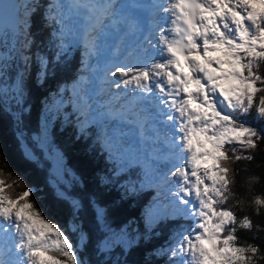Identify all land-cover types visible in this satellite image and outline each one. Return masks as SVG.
Wrapping results in <instances>:
<instances>
[{"label": "snow or ice", "instance_id": "1", "mask_svg": "<svg viewBox=\"0 0 264 264\" xmlns=\"http://www.w3.org/2000/svg\"><path fill=\"white\" fill-rule=\"evenodd\" d=\"M143 6L130 0L116 6V0H72L61 5L57 0H0V114L11 116L17 126L31 114L33 105L26 86V70L33 61L38 70L33 86L45 89L60 72L75 71L73 88L66 81L42 99V111L48 112L53 97L59 106H72L84 119L79 132L100 121L115 122L102 132L101 151L107 174L98 172L101 185L124 188L125 198H134L148 190L159 197L161 184L174 180L168 189L169 210L155 224L181 221L171 233V244L151 249L156 257H167L166 264H257L264 260V247L247 235L253 229L264 232V222L257 224L250 215H264V195L250 196L259 177L250 176L245 189L235 190V161L256 159L264 142V0H154L150 10L163 12L167 19L153 25L155 40L146 37L142 58L135 63L106 62L105 79L116 89H123L125 102L119 106H93L95 83L84 87L82 73L87 60L102 54L108 38L138 28L136 19L125 8ZM68 13L81 15L83 32L72 35ZM40 14L48 31L46 41L36 43L32 34L33 17ZM9 38H11L9 40ZM123 37H121V40ZM69 44L82 46L79 66L73 70ZM55 50L49 57L46 52ZM19 57L23 69L9 77L8 69ZM50 65L52 67L50 68ZM163 117L162 120L158 117ZM252 117L249 122L247 117ZM241 117H245L241 119ZM168 125L163 135L159 124ZM46 124V122H45ZM23 133L18 130L17 139ZM80 136H77L79 139ZM165 150L161 153L159 145ZM25 156L31 158L29 153ZM161 161L171 166L160 171ZM138 166V182L121 180ZM16 187H23L15 192ZM42 189L24 186L23 179L0 170V264H91L77 254L89 244V232L82 220L83 210H95V223L106 233L98 240V253H109L119 245L122 254L139 246L141 238L119 233L106 218V209L93 199L82 201L57 192L68 204L65 227L43 215L32 199ZM37 199H43L37 196ZM79 232L73 244L68 232ZM158 235V234H157ZM149 233L143 239L147 243ZM63 257V259H61ZM113 264H121L119 260Z\"/></svg>", "mask_w": 264, "mask_h": 264}, {"label": "trees", "instance_id": "2", "mask_svg": "<svg viewBox=\"0 0 264 264\" xmlns=\"http://www.w3.org/2000/svg\"><path fill=\"white\" fill-rule=\"evenodd\" d=\"M41 2L46 4L49 0H41ZM57 2L63 1L57 0ZM70 3L72 4L71 1ZM31 31L36 38V43L31 51L36 52L38 46L41 51H44L40 42L46 41L49 30L44 27V21L40 14L33 17ZM5 47L8 45L0 42V49ZM69 48L72 53L69 62L75 70L82 59L83 47L71 45ZM54 51V49L47 51L46 54L51 57ZM51 67L52 65H50ZM18 68H24L19 57L12 62V66L8 69L9 77H15ZM37 70L38 66L34 61L26 70V86L30 91L33 105L31 114L26 116L19 126L13 123L11 116L0 114V170L6 174L11 173L14 177H21L24 186H35L42 189V192L37 193V196H42L43 199H37V196H33L32 199L47 219L58 223L62 228L65 227L69 219L68 204L57 197L55 186L61 188L67 185L70 186V190L66 189V196L80 198L82 201L93 199L101 208L107 210V221L118 233L121 228H125L130 237L139 236L141 238L139 246L132 247L126 254H122L123 249L119 245L112 252L98 253L95 249L96 242L103 239L106 233L97 228L95 210L91 207L87 208L86 205V209L82 211L77 221H83L84 228L89 232L90 237L89 244L83 253L77 252L82 259L91 261V264H113V261L116 260H119L121 264H166L167 257L153 256L150 250L171 244L169 236L181 221L160 222L153 228L152 223L146 221V217H151L152 221L158 218L150 207L152 191H145L134 198H125L124 188L116 185L105 186L99 183L98 172L107 174V169L112 166L106 164L104 157L98 154L102 147L100 137L105 124L91 125L85 129L84 133H80L79 125L84 118L74 111L71 105L59 106L55 97L49 103L50 110L43 112L42 99L56 87V82H68L66 87L70 92L76 74L75 71L64 73L57 69L56 78L50 80L45 89H37L33 86ZM244 118L241 117V119ZM247 119L252 122L251 116ZM42 120L44 123L49 121L50 126L44 127L45 124ZM18 130L23 133L20 140L17 139ZM42 135H48L47 144H44V137L40 143ZM78 135L79 139H77ZM44 145L47 147L44 148ZM260 148L261 150L255 153V160H241L233 163L236 179L234 187L237 193L245 190L242 185H246L249 177L254 175L259 177V182L255 183L248 195H264V142L261 143ZM46 151H49L50 155L55 152L59 154L62 160L63 176L58 177L53 174V160ZM25 153H29L31 158L26 157ZM126 179L138 182L141 179L140 168L136 166L126 176L121 177V180ZM22 190L23 187L15 188V192ZM237 214L250 215L257 224L264 222V215L256 216L250 211L241 213L239 209H237ZM149 233H152V238L146 243L143 238ZM67 234L73 244H77L76 238L79 234L70 231ZM239 234L247 235L250 239L255 236V242L264 247V232L253 229L250 233ZM257 264H264V260H258Z\"/></svg>", "mask_w": 264, "mask_h": 264}, {"label": "rangeland", "instance_id": "3", "mask_svg": "<svg viewBox=\"0 0 264 264\" xmlns=\"http://www.w3.org/2000/svg\"><path fill=\"white\" fill-rule=\"evenodd\" d=\"M69 1L71 0H68L66 2L68 3ZM58 3L66 5L64 1ZM66 23L72 33V35H69V37L67 38L69 41H71L74 38V36H79L80 34H82L83 32L82 26L85 23V21L81 15H77L75 13H68L66 18ZM150 34L152 35L151 38L155 40L156 37L155 30L151 31ZM121 37L125 38L123 34H116L113 37H109L107 41L108 47L106 48V50H104L102 54H98L90 57L87 60V63L89 64L90 67L82 73V75L86 77V83L84 84L85 88H88L92 83H95L97 85L96 95L93 96L91 103L93 104V106L100 105L101 110H103L106 106H119L125 102V97L123 95H117L118 92L122 93L124 90L116 89L115 87H113L110 82L111 78L105 79L106 62L111 61L112 63H135L138 59H141L143 55L142 53H139L138 47H132V50H128V52H126V49L121 48L122 44L126 46V45H130L132 42V38L127 37L122 41V43H120ZM71 45L72 44H69V46ZM103 123L105 124L103 129L107 130L115 122L113 121L111 123H105V122ZM43 124L45 123L43 122ZM99 124L102 123L98 122L97 125ZM49 126H50L49 121H46L44 127L48 128ZM166 127L160 128L163 135L164 134L169 135L168 129H166ZM43 137H44V144H47L48 135L46 136L42 135L40 137V143L43 141ZM44 146H45L44 148L47 147V145ZM159 147L161 148V153H163V151L165 150L163 142H161ZM46 153L50 155L49 151H46ZM50 157H52L53 160V169H52L53 174L58 177L63 176L62 164H61L62 160L59 154L55 152L53 155H50ZM170 166H171L170 164L164 161H161L159 164L160 171H167ZM174 184H175L174 180H170L167 185L161 184L160 188L158 189L160 193L158 198L153 197V191L155 190H150V192L152 191L150 207L152 211H155L156 216L159 217L166 210H169V201L172 198L169 196L168 189L174 187ZM55 187H56L55 189L56 193L61 192L65 194L66 189L70 190L69 189L70 186L67 185L66 187L62 186L61 188L57 186ZM77 233L79 234V232ZM126 235L129 236L127 231H126ZM76 240L78 242L79 236L78 238H76ZM61 259H63V257H61Z\"/></svg>", "mask_w": 264, "mask_h": 264}, {"label": "bare ground", "instance_id": "4", "mask_svg": "<svg viewBox=\"0 0 264 264\" xmlns=\"http://www.w3.org/2000/svg\"><path fill=\"white\" fill-rule=\"evenodd\" d=\"M116 2H117V0H116ZM116 4H117V3H116ZM166 126H167V125L163 123L162 127L164 128V127H166ZM164 135H165V134H164Z\"/></svg>", "mask_w": 264, "mask_h": 264}]
</instances>
